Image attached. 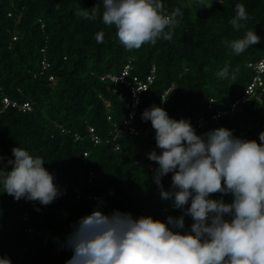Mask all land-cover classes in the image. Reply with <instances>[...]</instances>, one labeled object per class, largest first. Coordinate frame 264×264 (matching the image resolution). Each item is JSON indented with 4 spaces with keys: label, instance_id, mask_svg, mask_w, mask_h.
<instances>
[{
    "label": "trees",
    "instance_id": "1",
    "mask_svg": "<svg viewBox=\"0 0 264 264\" xmlns=\"http://www.w3.org/2000/svg\"><path fill=\"white\" fill-rule=\"evenodd\" d=\"M161 2L165 13L174 9L182 13L175 29H165L172 31V38L129 50L119 41L115 26L102 22L103 0H0V169L11 170L12 150L20 147L44 160L62 194L45 206L16 200L0 183V258L10 259L11 264H66L72 255L65 247L66 237L81 217L95 209L92 200L76 197L77 190L97 196L96 204L105 214L119 210L164 223L169 216H183L184 228L178 231L190 230L193 220L185 209L191 202L184 209L174 208L171 200L161 199L154 183L158 165L148 153L160 154L155 130L147 137L121 133L127 111L112 84L100 77L119 73L129 61L132 74L140 77L155 67V79L142 94L134 119L140 128L151 124L142 113L153 105L192 126L199 115L230 111L254 74L247 62L264 59V0ZM237 4H243L248 15L239 29L231 24ZM96 5L95 19L79 14ZM248 31H254L259 43L237 55L230 44ZM98 33H103L101 43ZM42 48L49 62L46 69L41 66ZM225 68L228 75L221 77ZM257 95L234 112L209 121L196 134L223 127L235 137L262 143L264 87ZM4 97L29 102L31 110L4 108ZM89 127L101 137L100 143L90 139ZM116 144L120 149H115ZM171 177L169 173L161 178L166 191ZM210 198L232 201L230 194ZM29 228L35 232H28Z\"/></svg>",
    "mask_w": 264,
    "mask_h": 264
},
{
    "label": "clouds",
    "instance_id": "2",
    "mask_svg": "<svg viewBox=\"0 0 264 264\" xmlns=\"http://www.w3.org/2000/svg\"><path fill=\"white\" fill-rule=\"evenodd\" d=\"M102 22L115 26L121 44L139 49L158 38L170 40L182 13H165L161 0H103ZM98 5L82 9L80 15L95 19ZM248 19L243 4L236 5L231 20L234 28ZM103 42V33L96 36ZM254 31L231 42L239 55L259 43ZM219 75L227 77L225 68ZM142 119L155 130V150L148 158L157 163L153 180L162 200L185 209L193 223L182 234L184 217H168L167 223L152 217L133 218L131 213L114 210L105 214L99 207L81 217L66 237L72 255L66 264H264V132L255 140L235 137L227 128L197 135L188 120H175L161 107L145 109ZM10 171L0 169L4 192L16 200L25 198L49 205L59 195L53 175L44 160L17 147ZM2 159V158H0ZM171 173L170 190L161 178ZM231 195L211 199L213 194ZM0 264H11L0 258Z\"/></svg>",
    "mask_w": 264,
    "mask_h": 264
},
{
    "label": "built area",
    "instance_id": "3",
    "mask_svg": "<svg viewBox=\"0 0 264 264\" xmlns=\"http://www.w3.org/2000/svg\"><path fill=\"white\" fill-rule=\"evenodd\" d=\"M15 38V37H14ZM41 51L43 52V59L41 61V66L43 69H46L49 67V62L46 59L44 53L45 48H42ZM247 66L252 69L254 72L252 79L250 83L248 84L247 88L245 89L244 93L238 97L230 111L226 110H218L215 112H211L209 117L205 115H199L197 118L196 123L192 126L197 133L199 130H201L209 121H217L221 115H225L229 112H234L237 109V106L240 105L242 102L248 101L251 98H258V90L264 87V59H259L256 61H249L247 62ZM133 65L131 61L127 62L122 70L119 73H104L101 75L100 79L102 81H109L112 84V90L113 92H116L118 95V98L121 99L124 108L127 111L126 117L122 121V128L121 133L129 134L133 136H142L147 137L149 136L154 129L152 128V125H148L144 128L137 127L134 124V119L137 114L142 94L149 88V86L153 83L155 79V67L152 66L151 71L146 74L144 77H140L139 75L132 74ZM50 81H54V77H49ZM172 88H168L165 90L164 94L162 95V101L166 94L171 90ZM4 108L8 106H17L22 111H29L31 110V105L29 102H22L19 103L18 101L11 100L7 97L3 98ZM208 108L212 110V106L209 104ZM110 118V117H108ZM90 132V139L95 143H100L101 137L95 133L94 128L89 127ZM76 138H79V135H75ZM115 140V137L113 138ZM109 140H107L108 142ZM115 149H120V145L116 144ZM86 156L87 153H84ZM150 169H152V166H150ZM93 176V173H90V177ZM91 178H89V181ZM77 192V198H86L89 200H92L95 202V209L98 207V204L96 202L98 201V197L95 195H82L79 190ZM62 194L59 192V195L54 199L57 200L61 198ZM34 204V202H32ZM28 218V215L25 214L23 216V219L26 220ZM28 232H35L33 228L27 229Z\"/></svg>",
    "mask_w": 264,
    "mask_h": 264
},
{
    "label": "rangeland",
    "instance_id": "4",
    "mask_svg": "<svg viewBox=\"0 0 264 264\" xmlns=\"http://www.w3.org/2000/svg\"><path fill=\"white\" fill-rule=\"evenodd\" d=\"M194 1L195 0H184L185 3H190V4L194 3Z\"/></svg>",
    "mask_w": 264,
    "mask_h": 264
}]
</instances>
